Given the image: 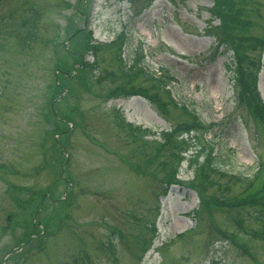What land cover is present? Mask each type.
I'll return each mask as SVG.
<instances>
[{"label": "rangeland", "instance_id": "obj_1", "mask_svg": "<svg viewBox=\"0 0 264 264\" xmlns=\"http://www.w3.org/2000/svg\"><path fill=\"white\" fill-rule=\"evenodd\" d=\"M225 2L264 44V0ZM224 18L217 0H0V264H264V199L249 203L264 186V121L228 70L246 65L234 39L212 33ZM123 30L128 62L172 76L180 106L162 111L143 75H119ZM92 43L109 46L95 55ZM181 105L218 165L258 177L198 182L188 153L170 176L138 129L163 142L192 120Z\"/></svg>", "mask_w": 264, "mask_h": 264}, {"label": "trees", "instance_id": "obj_2", "mask_svg": "<svg viewBox=\"0 0 264 264\" xmlns=\"http://www.w3.org/2000/svg\"><path fill=\"white\" fill-rule=\"evenodd\" d=\"M217 7L220 8L221 12L224 13V26L225 30L223 32V37L220 36V32L218 31V28H214L212 33H215V35L220 38V44H224L229 39H234L235 41V49L238 51L236 54V59H242L245 60L246 65H239V63L233 58L230 63H228V69L231 71L233 78L235 79V85L236 88H239L241 91V100L243 102H246L249 105L250 114H252L254 117H256L258 120L264 121V107L260 106L256 102V95H258L257 91V74L260 70L261 65V55L259 56H248L247 49L253 50V52H259L260 54L264 52V44L260 39H257L252 34L249 33V24L250 22H243L242 19H239V16L232 15L230 13V6H227V3L225 0H217ZM212 13L215 10V8L211 9ZM248 23V24H247ZM212 27V26H210ZM249 29V30H248ZM231 30V31H230ZM236 31V32H234ZM123 40V39H122ZM124 42V41H123ZM116 45V43H114ZM259 45V46H258ZM104 46L103 45H89V48L93 49L96 53L97 51H100ZM123 43L118 44V46H115L116 52H117V59H118V73L119 75H122L128 83L133 82V78H135L137 75L141 74L144 76V78L147 81H150V87L148 89H144V93L152 100V103L156 104L162 111H166V105L168 103H172L175 106L178 104L174 102V100L171 99L169 95V90L166 87L165 82L163 81V76H160L159 78H154L147 74L144 71V66H141V62H136L134 60V63L129 65L127 62L122 58L121 51H122ZM112 48V47H111ZM85 65L86 63L83 62ZM59 66L57 65V68ZM129 67V68H128ZM56 76V74H55ZM51 87L53 88L52 94H56V92L59 91L60 87L62 89L61 83L55 79L51 81ZM53 85V86H52ZM123 87V85L121 86ZM60 89V91H61ZM73 88L70 87L71 92L73 93L75 90L72 91ZM52 90V89H51ZM165 97L167 99H165ZM61 99V97H60ZM246 101H244V100ZM169 105V104H168ZM59 103H54V105L51 107L50 114L52 118L56 119L58 121V124L60 126H64L65 123L59 119L56 116L55 110L56 108H59ZM184 108V107H183ZM185 110V108H184ZM185 114H187V111H184ZM188 115V114H187ZM190 116V115H189ZM192 120L190 122H183L178 124L173 130L171 131H163L161 133L162 138L164 136V141H157L155 138L152 139L151 142L146 137V135H151L152 130L150 129H138L139 132L142 134L140 140L146 144L150 145L153 148H155L158 155L161 153H166L170 160L166 161V167L168 171H170V176L174 177L175 173V165L180 163L182 160L186 159L187 153L189 149L191 148L190 145V139L188 137H184L181 135L184 134V132H190L191 130H198L199 129V123L196 120V117L191 115ZM190 117V118H191ZM61 122V123H60ZM190 123V124H189ZM191 125H193L191 127ZM191 127V128H190ZM62 129V128H61ZM57 134V132H56ZM193 138V137H191ZM196 138L199 139V137L196 135ZM58 155L61 154L59 150H57ZM155 156V155H154ZM190 156V165L194 168L195 171V180H199L202 182L203 179L206 178H213L214 174H222L227 175L229 177H232L229 173L223 171L220 168V165H218L219 161L211 151L210 148H208L207 145L201 144L200 148H195V152L192 154H189ZM47 164V162L45 163ZM60 168V167H59ZM57 175V173H56ZM256 175V176H255ZM251 178H257L258 175L255 174ZM63 180V174L60 168V172L58 174V178ZM236 177V176H234ZM238 178V177H237ZM56 181V180H55ZM198 181V182H199ZM255 189L253 194V202L249 201L250 205L258 204L262 199H264V186L259 187L258 184H255Z\"/></svg>", "mask_w": 264, "mask_h": 264}]
</instances>
